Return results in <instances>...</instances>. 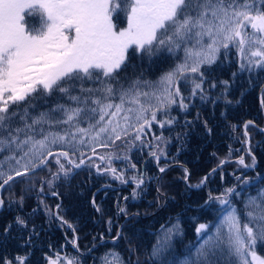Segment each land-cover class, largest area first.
Segmentation results:
<instances>
[{
  "label": "snow or ice",
  "instance_id": "6c2138e0",
  "mask_svg": "<svg viewBox=\"0 0 264 264\" xmlns=\"http://www.w3.org/2000/svg\"><path fill=\"white\" fill-rule=\"evenodd\" d=\"M232 56L237 65L233 78L245 72L250 78L254 72L264 73V0H0V208L6 204L3 194L13 195L22 182L18 178L28 177L31 191L32 177L47 170L50 178L41 182L43 192L45 185L53 188L54 181L74 177L85 165L134 184L135 198L145 178L128 153L139 142V148H149L147 155L159 164L168 156L169 139L163 130L177 123L173 111L187 112L194 98L231 104L230 81H219L224 89L214 99L209 90L217 87L211 79L215 67ZM133 57L146 60L149 67L170 63L155 79L143 70L130 77L127 70ZM252 126L251 120L244 124L245 137ZM149 135L151 140L144 139ZM97 148L120 149L124 154L100 155ZM232 151L229 148L228 157L198 184L188 186H206L212 175L232 162ZM248 154L250 164L243 156L235 161L244 170L256 167L250 148ZM114 161L125 167L118 169ZM129 169L139 174L127 176ZM167 170L158 168L162 174ZM189 176L185 168L186 182ZM235 179L238 184L207 193L202 207L215 219L196 224L194 244L177 256L174 242L184 230L178 219L170 220L161 225L145 260L137 256L134 264H264V254L258 253V247L264 249V176L249 178L241 172ZM156 191L159 203L165 193L161 187ZM24 199L20 195L9 206L14 202L22 208ZM60 208L58 204L55 212H48L68 224L59 215ZM119 212L127 215L124 208ZM68 226L74 233L69 243L78 255L57 252L46 255L45 264H86L76 229ZM14 228L27 229L28 221L17 215L3 228V235L10 236ZM121 239L124 236L117 231L111 242L118 245ZM100 241L106 242L103 233ZM26 244H31V234ZM96 249V244L87 249L93 264H132L115 247L99 255L94 254ZM24 253L0 255V264H32L27 248Z\"/></svg>",
  "mask_w": 264,
  "mask_h": 264
},
{
  "label": "trees",
  "instance_id": "16d2710c",
  "mask_svg": "<svg viewBox=\"0 0 264 264\" xmlns=\"http://www.w3.org/2000/svg\"><path fill=\"white\" fill-rule=\"evenodd\" d=\"M168 63L170 62H157L149 67L146 60L141 61L138 57H133L127 75L131 77L143 70L149 79H155L168 67ZM233 72H237L234 56L215 67L211 79L217 82V87L209 90L211 98L214 99L220 96L224 89V85L219 81H230L227 97L232 101L231 104H225L223 99L213 104L194 98L187 112L173 111L172 115L176 116L177 123L171 130H163L164 136L169 139L166 160L162 158L157 164L147 155L150 149H141L139 142H136L137 147L128 155L131 162L136 163L137 169L143 170L145 184L142 185L143 190L136 189L138 195L135 198L134 184L121 183L111 175L99 174L95 168H88L86 165L76 170L78 174L74 177H62L54 181L53 188L45 185L43 192H40L41 182L50 178L47 170L32 177L31 191H28L29 178H18L22 182L15 186L13 195L3 194L6 204L0 208V255H24V249L27 248L31 253L29 259L32 264H45L46 255L55 256L57 252L61 256H76L77 251L69 243L74 238L73 230L68 226L70 224L76 229L75 237L78 238L80 252L84 253L81 259L85 260L86 264H93L91 256L87 254V249L93 244L97 245L94 250L96 255L115 247L125 259L130 258L134 264L137 256L141 261L145 260L152 245L156 243L161 225L178 219L184 230V234L174 242V250L179 256L187 246L196 242V224L215 219L211 211L202 207L209 191L217 193L224 187L238 184L235 176L241 172H245L249 178L256 177L257 174L264 176V132L259 130L264 129V111L258 101V91L264 85V73L257 75L254 72L250 78L245 72L233 78ZM261 97L264 106L262 91ZM250 120L254 121L255 126L250 127L249 136L245 137L243 126ZM160 131L159 128L153 129L156 134ZM144 139L151 140L152 137L149 135ZM247 147L256 157V167L250 170H244L233 162L244 154L245 162L251 163ZM229 148L233 150L232 162L225 164L220 171L212 175L206 186H188L198 184L221 159L227 158ZM113 151L124 154L120 149L97 148L100 155ZM87 155L91 153L87 152ZM114 166L123 169L125 164L114 161ZM159 167H166L168 170L162 174L158 171ZM185 168L190 173L187 182L184 179ZM133 174L139 173L131 169L126 173L127 176ZM157 187H161L165 193L159 203L157 197L160 193L156 191ZM53 191L58 195L53 196ZM20 195L25 197L24 206L21 208L14 202L9 206V201L18 200ZM58 204L61 205L59 215L68 221V224L49 214L48 209L55 212ZM97 207L101 211L98 212ZM120 208L126 209L127 215L120 213ZM17 215L28 221V228H14L10 236H4L3 228L13 223ZM109 220L112 221L111 225ZM117 231L122 232L124 239H121L118 245H113L111 237ZM101 233L106 237L104 243L100 241ZM30 234L29 245L26 241L29 240ZM130 247L137 250L135 254L129 253ZM258 253L264 254V249L258 247ZM96 264H99V261Z\"/></svg>",
  "mask_w": 264,
  "mask_h": 264
},
{
  "label": "water",
  "instance_id": "95a60500",
  "mask_svg": "<svg viewBox=\"0 0 264 264\" xmlns=\"http://www.w3.org/2000/svg\"><path fill=\"white\" fill-rule=\"evenodd\" d=\"M258 101H259V105L261 106V109H262V111H264V106H263V103H262V97H261V88L259 89V91H258ZM243 129H244V127H243ZM241 156H243L244 157V154L243 155H241ZM237 160V159H236ZM236 160H233V162H235ZM228 164V163H227ZM217 167V166H216ZM215 167V168H216ZM186 182V181H185Z\"/></svg>",
  "mask_w": 264,
  "mask_h": 264
},
{
  "label": "rangeland",
  "instance_id": "374dc122",
  "mask_svg": "<svg viewBox=\"0 0 264 264\" xmlns=\"http://www.w3.org/2000/svg\"><path fill=\"white\" fill-rule=\"evenodd\" d=\"M244 130V129H243Z\"/></svg>",
  "mask_w": 264,
  "mask_h": 264
}]
</instances>
